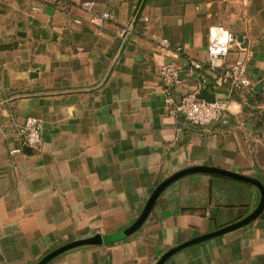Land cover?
I'll return each instance as SVG.
<instances>
[{"label": "crops", "instance_id": "crops-1", "mask_svg": "<svg viewBox=\"0 0 264 264\" xmlns=\"http://www.w3.org/2000/svg\"><path fill=\"white\" fill-rule=\"evenodd\" d=\"M84 1L0 0V264H37L68 242L123 233L154 189L186 168L217 167L264 186V0H92L94 13L109 14L100 24L89 22ZM216 26L236 36L227 63L247 65V104L230 96L223 68L191 66L205 60ZM165 62L181 68L176 101L195 90L232 98L220 120L200 126L169 114ZM29 115L44 131L39 148L26 151L20 127ZM260 197L251 183L188 174L129 235L48 264H157L169 249L244 218ZM164 264H264V210Z\"/></svg>", "mask_w": 264, "mask_h": 264}, {"label": "built area", "instance_id": "built-area-1", "mask_svg": "<svg viewBox=\"0 0 264 264\" xmlns=\"http://www.w3.org/2000/svg\"><path fill=\"white\" fill-rule=\"evenodd\" d=\"M93 6L92 0H86L81 4V8L89 14L90 23L100 24L109 18L107 12L94 13ZM131 32L130 25L123 29L122 35L126 37ZM161 44L167 46L168 40L163 39ZM235 44L236 36L232 32L221 26L213 27L209 31L205 60H192L191 66L193 69L206 68L214 73L223 68L219 78L229 85L230 96H235L242 104H247L249 96L254 92L253 83L247 75V65L243 61L227 63V56ZM159 77L163 86L166 110L169 114L183 116L192 125L205 126L217 122L232 99L229 96L222 100L208 102L199 98L200 90H195L176 101L173 91L181 82V68L175 62L163 63L159 68ZM43 131L44 120L41 117L27 116L20 127L23 147L37 150L43 141Z\"/></svg>", "mask_w": 264, "mask_h": 264}, {"label": "water", "instance_id": "water-1", "mask_svg": "<svg viewBox=\"0 0 264 264\" xmlns=\"http://www.w3.org/2000/svg\"><path fill=\"white\" fill-rule=\"evenodd\" d=\"M199 98L204 99L208 102H215L216 101L215 94H209L208 92H206V90H202V92L199 94ZM24 149L26 151H31V149L29 147H24ZM192 173L219 174V175L227 176V177H230V178H233L236 180L251 183V184L257 186V188L260 190V193H261L260 201H259L257 207L251 213H249L247 216H245L244 218H242L236 222L230 223L228 225L222 226V227H220V228H218L212 232L202 234L198 237H195L191 240H188L182 244H179V245L169 249L167 252H165L161 256V258L158 260L157 264H164L171 256H173L174 254H176L177 252L181 251L182 249H184L186 247H189L191 245H195V244L210 240L212 238L221 236V235H223L229 231H232V230H235V229H238V228H241V227L248 225L249 223L253 222L264 210V186L257 179L251 178L249 176H246V175H243L240 173H236V172H232L229 170L217 168V167L193 166V167L181 170V171L173 174L172 176L168 177L164 181H162L152 192L142 214L139 216L137 221L130 228H128L126 231H124L123 233H121L119 235L112 236V237H107V238L103 237L100 234H96V235L91 236V237L82 238V239H78V240L68 242L64 245H61V246L55 248L54 250H52L51 252H49L48 254L43 256V258H41V260H39V262L37 264H48L50 261H52L55 257L59 256L60 254L66 252L70 249L79 247V246L101 245V244H104L107 240H116V239L121 238L123 236L129 235L130 233L135 231L143 223V221L146 219V217L150 213V211H151L153 205L155 204L158 196L162 193V191L167 186H169L171 183L178 180L179 178H181L185 175H188V174H192Z\"/></svg>", "mask_w": 264, "mask_h": 264}]
</instances>
